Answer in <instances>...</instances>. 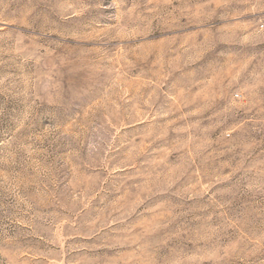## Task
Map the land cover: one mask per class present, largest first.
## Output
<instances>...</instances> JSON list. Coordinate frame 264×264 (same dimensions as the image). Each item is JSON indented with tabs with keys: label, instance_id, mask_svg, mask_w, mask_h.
I'll return each mask as SVG.
<instances>
[{
	"label": "rangeland",
	"instance_id": "rangeland-1",
	"mask_svg": "<svg viewBox=\"0 0 264 264\" xmlns=\"http://www.w3.org/2000/svg\"><path fill=\"white\" fill-rule=\"evenodd\" d=\"M0 264H264V0H0Z\"/></svg>",
	"mask_w": 264,
	"mask_h": 264
},
{
	"label": "built area",
	"instance_id": "built-area-1",
	"mask_svg": "<svg viewBox=\"0 0 264 264\" xmlns=\"http://www.w3.org/2000/svg\"><path fill=\"white\" fill-rule=\"evenodd\" d=\"M238 97V96H237Z\"/></svg>",
	"mask_w": 264,
	"mask_h": 264
}]
</instances>
